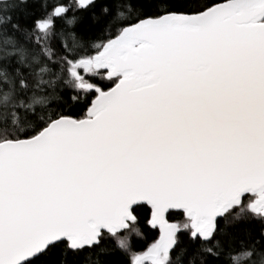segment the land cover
<instances>
[{
	"label": "snow or ice",
	"instance_id": "1",
	"mask_svg": "<svg viewBox=\"0 0 264 264\" xmlns=\"http://www.w3.org/2000/svg\"><path fill=\"white\" fill-rule=\"evenodd\" d=\"M0 264H264V0H0Z\"/></svg>",
	"mask_w": 264,
	"mask_h": 264
},
{
	"label": "trees",
	"instance_id": "2",
	"mask_svg": "<svg viewBox=\"0 0 264 264\" xmlns=\"http://www.w3.org/2000/svg\"><path fill=\"white\" fill-rule=\"evenodd\" d=\"M199 2H200V3H208V4H212V3H214V2H218V0H199ZM144 214H148V215H150V212H148V210H147V206H146V208H145V213H144ZM168 219H169L170 222H172V221L178 219V217H176V216H171V215H170V216H168ZM239 227H243V225H240ZM141 228H142V230L144 231L145 235L147 236V238H148L149 240H150V239L153 237V235L155 234L154 231L151 230V229L146 225V223H145L143 220L141 221ZM132 243H133V250H141V248H142V242L139 241L138 238L133 237V241H132ZM108 244H109L110 246H113V247L115 246L113 241H108ZM118 258H119V254H117L116 256L113 257V259H118Z\"/></svg>",
	"mask_w": 264,
	"mask_h": 264
}]
</instances>
